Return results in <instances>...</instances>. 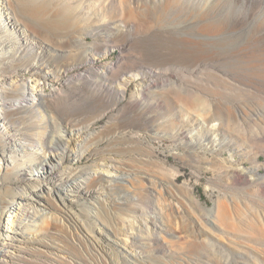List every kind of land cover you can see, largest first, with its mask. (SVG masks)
Listing matches in <instances>:
<instances>
[{
	"label": "rangeland",
	"instance_id": "obj_1",
	"mask_svg": "<svg viewBox=\"0 0 264 264\" xmlns=\"http://www.w3.org/2000/svg\"><path fill=\"white\" fill-rule=\"evenodd\" d=\"M124 1L52 2L53 9L66 6L75 23L68 30L74 31L73 44L78 45L51 50L52 58L58 56L62 67L71 68L57 82L40 79L48 96L37 113L41 124L35 138L41 143L47 122L53 121L49 110L58 109L50 142L68 139L59 117L72 104L98 102L102 107L95 112L105 113L85 134L72 136L70 155L83 149L86 133L95 136L112 125L139 124L133 134L139 145L130 146L121 160L90 159L85 151L78 162H64L68 170L87 167L93 177H103L96 191L103 203L86 208L94 217L93 231L83 230L95 242L106 237L104 249L84 240L83 230L61 220L62 214L53 221L75 240L68 245L77 248L86 264H264V0H186L179 13L191 28L180 26V31L188 34L194 55L163 63L151 62L140 51L143 31L124 26L129 15L125 6L139 9L140 4ZM165 1L148 0L141 7ZM133 16L143 17L142 12ZM104 22L111 24L115 38L103 43L108 49L100 56L104 47L96 46L90 27ZM85 56H92L94 69L111 67L106 72L112 87L93 88L81 80L87 73L73 64ZM151 154L155 156L148 160ZM114 166L125 167L128 178L118 177ZM42 171L34 169L30 176ZM114 180L124 195L110 194ZM48 206L47 211L55 212ZM81 208L71 204L69 210L80 213ZM107 248L113 254H106Z\"/></svg>",
	"mask_w": 264,
	"mask_h": 264
},
{
	"label": "bare ground",
	"instance_id": "obj_2",
	"mask_svg": "<svg viewBox=\"0 0 264 264\" xmlns=\"http://www.w3.org/2000/svg\"><path fill=\"white\" fill-rule=\"evenodd\" d=\"M135 1L140 3L139 9L130 8L126 5L128 0L124 1V10L129 14L125 21L128 23L124 26L144 32L139 35L138 42L144 56L151 58V62L163 63L172 58L185 59L194 55L195 48L190 44L188 34L180 31V26L191 28L186 20L181 19L182 15L179 13L186 0H167L162 4H151L150 7H145L148 0ZM14 2L0 0V15L3 16H0V264H86V259L80 257L77 248L68 245H72L75 240L55 224L53 217L62 214L61 220L64 218L73 227L82 230L86 228L92 232L90 221H93L94 217L89 215L86 208L96 209L103 203V199L96 195L98 184L103 177H93L87 167L79 169L68 166V170L64 162H78L85 151L90 159L106 156L121 160V155L127 153L126 150L130 146L139 145L133 135L139 124L112 125L105 127L95 136V133H86L85 138L83 137V149H80L81 154L70 155L67 148L70 147L72 136L85 134L88 126L105 113L95 112L102 107L98 102L90 103L86 107L72 104L60 110L59 117L68 139L56 145L50 142L51 127L54 128V118L59 113L58 109H51L49 116L53 121L50 119L47 122L49 130L47 129L43 139L40 137V143L36 139L39 137L35 138V135L41 122H38L36 117L38 118L37 113L41 105L47 103L48 96L43 92L40 79L50 78L57 82L71 68L62 67L58 63V56L52 58L51 50L55 48L56 51L60 46L66 51L72 46L77 49L78 44H73L76 34L73 30H68V25L74 21L70 19L69 12H66V6L53 9V0H17L16 4ZM143 4L145 6L141 7ZM74 10L76 9L72 8V12ZM139 12H142V19L134 20L133 14ZM26 14L35 20H29ZM208 22L205 21L204 25L209 26ZM110 25L109 22H104L90 27L96 39V46L99 44L104 47L100 56L105 55L108 49L105 47L107 44L103 43L115 38ZM42 30H45L46 34ZM79 60L82 61L73 64V67H82L87 73L80 76L81 80L89 82L93 88L112 87L109 82L111 77H108L106 72L111 68L109 65H105L107 67L103 69H94L92 56ZM154 72L155 70H152L144 74L150 75ZM30 79L35 83L28 84L27 80ZM124 90L122 92H125ZM35 101L40 106L36 107ZM174 141L178 142L175 146L182 148L180 141ZM73 145L75 146L76 142ZM60 149L62 153L58 151ZM153 155L145 156L152 160ZM114 167L118 177L128 178L125 167ZM33 168L37 171L41 168L43 171L32 178L30 173H34ZM113 182L117 184L110 194L124 195L118 184L120 182ZM124 199L128 200L129 197ZM125 202L123 200L116 203ZM40 203L48 204L49 210L55 212L50 213L46 209L47 206L43 207ZM71 204H79L82 207L80 213H71ZM103 212L106 215V212ZM7 227H10V230ZM105 233L108 234V231L105 230ZM82 238L88 239L94 246L99 243L103 249V244L108 240L105 237L103 241L100 237L95 242L84 230ZM76 246L80 247L78 243ZM106 250V254H113L110 249ZM101 254L106 257L103 252ZM131 259L135 262L137 257L131 256Z\"/></svg>",
	"mask_w": 264,
	"mask_h": 264
}]
</instances>
